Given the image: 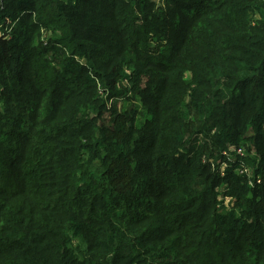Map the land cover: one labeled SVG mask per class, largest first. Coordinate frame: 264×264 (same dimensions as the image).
I'll use <instances>...</instances> for the list:
<instances>
[{
	"label": "trees",
	"instance_id": "obj_1",
	"mask_svg": "<svg viewBox=\"0 0 264 264\" xmlns=\"http://www.w3.org/2000/svg\"><path fill=\"white\" fill-rule=\"evenodd\" d=\"M8 30L0 264H264V0H1Z\"/></svg>",
	"mask_w": 264,
	"mask_h": 264
},
{
	"label": "built area",
	"instance_id": "obj_2",
	"mask_svg": "<svg viewBox=\"0 0 264 264\" xmlns=\"http://www.w3.org/2000/svg\"><path fill=\"white\" fill-rule=\"evenodd\" d=\"M0 7H1V0H0ZM8 32H9V30H8V31H5L4 33H1V32H0V36L3 35L4 37H7ZM237 151H238L239 153H241L242 150H241V148H238ZM244 172H246L247 175H249V176H250V174H251V173L248 171L247 167L245 168V171H244ZM248 182H249L250 185H253V184H254L251 180H248ZM256 182L259 183V182H260V179H256Z\"/></svg>",
	"mask_w": 264,
	"mask_h": 264
},
{
	"label": "rangeland",
	"instance_id": "obj_3",
	"mask_svg": "<svg viewBox=\"0 0 264 264\" xmlns=\"http://www.w3.org/2000/svg\"><path fill=\"white\" fill-rule=\"evenodd\" d=\"M121 102H122V101L120 100V101H119V107H120V105H121ZM247 169H248V171L251 173L252 170H251L249 167H248ZM228 201H229V198H226V203H228Z\"/></svg>",
	"mask_w": 264,
	"mask_h": 264
}]
</instances>
